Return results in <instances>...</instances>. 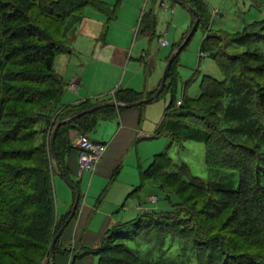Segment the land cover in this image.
Wrapping results in <instances>:
<instances>
[{
  "label": "trees",
  "instance_id": "obj_1",
  "mask_svg": "<svg viewBox=\"0 0 264 264\" xmlns=\"http://www.w3.org/2000/svg\"><path fill=\"white\" fill-rule=\"evenodd\" d=\"M172 2L188 7L192 14L188 30L172 51L199 14L196 29L203 32L199 50L214 59L222 78L203 74L199 96H184L177 106L173 97L155 133L169 135L179 146L184 141L203 142L207 168L238 170V184L206 182L192 174L186 162L176 163L166 152L155 153L140 170L139 187L148 179L158 180L156 187L164 191L176 186L174 191H166L175 196L169 201L170 208L144 210L134 219L115 223L106 229L97 247L73 253L70 264L88 254L98 257L97 264H182L170 256L155 259L156 251L149 246L145 253L140 249L139 239L153 229L161 234V250L166 243L183 246L189 259L198 264H264V54L253 44L264 37V21L233 33L220 32L211 28L205 1ZM88 6L102 12L107 21L115 17V6L99 0H0V264L8 260L42 264L52 238L68 216L58 217L55 205L53 175L58 168L49 140L58 121L100 102H134L155 92L119 87L106 99L61 105L66 82L55 71L54 60L59 54L72 53L76 30L72 27L58 34L57 23L52 22L72 16L78 24ZM40 13L45 17L42 21L37 17ZM139 23L142 34L154 36V13H143ZM230 44L245 49L230 51ZM177 54L171 58L164 88L156 99L165 92L174 95ZM121 109L103 105L58 126L53 148L66 178L65 155L72 146V133L89 135L100 117L112 118ZM165 196L169 199V194ZM192 197L200 207L186 202ZM225 210L229 213L222 231L216 230L210 218ZM27 249L34 253L28 254ZM69 251L60 248L59 236L53 252Z\"/></svg>",
  "mask_w": 264,
  "mask_h": 264
},
{
  "label": "rangeland",
  "instance_id": "obj_2",
  "mask_svg": "<svg viewBox=\"0 0 264 264\" xmlns=\"http://www.w3.org/2000/svg\"><path fill=\"white\" fill-rule=\"evenodd\" d=\"M99 1L115 6L116 16L114 19L107 21L106 16L95 8L88 6L85 9V24L80 27L79 32L77 33L78 38L76 37L75 40L71 39L73 42L70 44L72 51L78 57L71 56L64 80L67 81L72 73L77 72L80 75H84L85 88L88 87L87 89L92 91L103 89L116 80L121 82V86L129 85L133 87H142L143 84H141V82L143 83L145 80L144 78L150 77L154 80V83L157 82L162 76L170 54L176 49L175 48L172 51L173 47L189 28L192 18L189 8L180 3L172 2V0L167 1L168 7L166 8L160 6L159 0ZM203 1L206 2L210 9V23L212 30L233 33L242 30L247 24L264 21V2L255 3L253 0ZM149 9H151L152 13L156 16L155 32L152 37L140 34L136 31L141 11L143 10L142 13H144ZM32 12L34 14L36 13L34 10ZM37 17L38 19H41V21L45 18L41 13L38 14ZM58 21L52 22V24L57 23V28L55 29H57L58 34H62L64 31L72 29V27L73 31L74 29L77 30L80 24L76 23V25L74 22L75 18L72 16L66 17L63 21ZM100 33L105 36L106 42L109 43L108 47L115 44L125 48L127 59L123 64L119 66L111 65V62L108 61L109 58L112 57V55L109 56V51H103L102 53L104 55L103 57H107L108 60H106V58L101 59L100 57L93 56V53H91V50L93 49V40L94 38L100 39L102 35H100ZM159 38L163 40L165 39L167 43L161 45ZM202 38V29H195L186 46L178 52L176 66L178 78L174 95L170 94V92H165L158 99H153L154 101L147 103V105L145 104L148 106L146 108L147 111H149L147 119L146 114H144L143 118L146 126H151L152 129H154L155 124L161 119L165 107L170 103L173 97L181 101L184 96L192 98L199 96L201 92L200 82L203 74H209L218 79L222 78V73L214 59L205 54L200 56L199 45ZM253 44L254 48H257L264 54V37L256 40ZM110 48L113 49V47ZM228 49L230 51H242L245 48L243 46H234L230 44L228 45ZM141 53H143V57L145 58H143L144 62L138 59L141 56ZM62 58H65L64 54H59L54 60V68L57 71H60L62 67L64 60ZM159 84L160 81L153 90L156 91ZM175 105L177 106V103H174V106ZM108 119L113 120V117L107 119L100 117L95 129L89 133V136L91 138H96L104 124L113 122L111 120L107 121ZM39 126L41 127V125H38L37 128H39ZM54 129L55 126L53 130ZM53 130L50 132V139ZM154 131L155 130L152 131L150 138H140L139 140L134 139V143L127 149L128 153L122 157V165L117 173L116 181L112 184L110 183L111 185H107V189L98 206H95L94 202L98 197L97 194L102 191V188L106 183L103 182L98 190H94L95 188L93 185L89 187L86 175H82L80 187L83 198L81 201H85L91 206L88 210V216L86 217V225L93 231H96L95 229L102 225L106 213L111 216V219L123 222L134 219L139 214L141 209L137 208L138 204L144 206L145 210H167L170 208L169 201H174L175 196L173 193H168L166 191H174L176 186L165 187L166 191H164L156 187L155 184H158V180L154 183L152 180L148 179L139 187L140 170L148 166L155 153L166 152L174 162H186L191 173L198 175L206 182L223 181L230 185L232 183L235 187L237 186L238 170L232 168H219L218 170L216 168L215 171H210L207 168L205 163V145L203 142L190 140L184 141L183 146H179L171 140L169 135H156ZM79 133H81V131H76L75 136ZM47 134L49 135V132ZM48 135H44V137L46 138ZM39 136L41 135L39 134ZM231 159H233L231 161H234V158ZM138 164L141 167L140 169L138 168ZM57 171L59 172L58 169ZM76 174L79 176L77 169ZM62 181L63 179L60 176L53 177V183L55 189H57V200L55 201V205L58 201L59 206L66 196H64L65 193H62L61 191V186L63 184L61 183ZM262 182L264 183V173L262 176ZM132 191L135 192L127 197V194ZM166 194H169V199L166 198ZM187 194L188 192H186V195ZM150 195H155L157 198L153 202L149 201ZM182 195L185 194L182 193ZM75 197L76 195H74V200ZM78 202L75 210L79 206ZM186 202L189 205L194 204L195 207H200L201 205L195 197H192V199L188 198ZM72 206L67 211L68 216ZM229 210L220 212L210 218V222L212 226L215 225L216 230L220 229V231H222V226L225 224ZM75 212L74 215L76 214ZM142 236L144 237L139 239L141 242L140 249H142L144 253L147 251L148 246L151 248L150 250L155 249V254H152L155 259H159L161 255H164L166 258L170 256L171 258H174L176 262L179 261L182 264H198L189 259L183 246L177 247L178 245H170L165 241L166 244H164V250H161L160 243L158 244L161 234L157 233L156 229H153V232L146 233ZM166 238L167 240H170L168 237ZM144 243H146V245ZM25 252L28 254L34 253L29 249ZM69 253H72V250H70ZM49 256L50 250L49 255L46 256L43 261L44 264L45 262H48L47 257L49 258ZM91 257H93V264H97L98 257L94 255H91ZM67 262L69 264L71 263V260H67ZM4 263L12 264L9 260ZM77 263L78 260L75 261V264Z\"/></svg>",
  "mask_w": 264,
  "mask_h": 264
},
{
  "label": "crops",
  "instance_id": "obj_3",
  "mask_svg": "<svg viewBox=\"0 0 264 264\" xmlns=\"http://www.w3.org/2000/svg\"><path fill=\"white\" fill-rule=\"evenodd\" d=\"M167 1L168 0H159L160 6H162L163 8L168 7ZM142 11L140 13L139 21H138L137 29H136V31L140 34L142 33L140 32L139 22L143 14ZM147 12L152 13L151 9H149L148 11L144 13H147ZM114 18L115 17H113L112 19ZM84 21H85V16L80 22L78 29L76 30L75 35L72 38V40L76 39L77 33L79 32L80 27L83 24H85ZM101 34L102 33H100V35ZM143 35H147V34H143ZM108 45L109 43L106 42L105 36L102 34L100 39L94 38L93 46H92L93 49L91 50V53H93V56L100 57L101 59L106 58V60H108L107 57H103L104 55L102 53L103 51L104 52L109 51L108 52L109 56L112 55V57L109 58L108 60L109 62H111L110 63L111 65L119 66L123 64L124 61L127 59L125 48L119 45H115V44L113 46L110 45L109 47ZM110 47H113V49H111ZM199 53H200V50H199ZM72 55L73 57H78L75 55L73 51L70 54H64L65 58H62L64 60H63V64H62L60 71H57L54 68L55 71L63 78V80H64V76L66 75L68 63L70 62ZM143 58H144L143 53H141V56L138 59L144 62L145 58L144 59ZM77 64H78V61H77ZM144 79L145 80L143 81V83L141 82V84H143L142 87H133L129 85L121 86L120 85L121 82L116 80L110 83L109 86L103 89H99L98 91H92V90L87 89L88 87L85 88L84 75H80L79 73L75 72V73H72V75L67 81L64 80L66 82V86H65L64 92L61 97V105L75 104L79 101H83L86 99H99V100L106 99L113 93L115 89L119 87L131 88V89H134L136 91L146 94L147 92L154 89V87L158 84L161 78L158 79V81L155 83H154V80L151 79L150 77L144 78ZM71 81H75L76 83L75 89L69 88V83ZM149 102L142 103L140 105H136L132 107H120L122 109L117 111V114L113 117V120L112 119L107 120V121L111 120L113 122L104 124V126H102L99 132V135L96 138H92L93 140L100 141L106 144V149L102 157L100 158V160L96 163L93 171L85 172L77 176L76 169H77V163H78V150L76 149V147L72 145L69 151L66 153L65 163L67 166V178L73 184H77L80 198L78 202L79 206L75 210L76 212L74 211L76 214L74 215L73 213L74 216L71 217L69 221L64 225V228L61 231V234L59 236H60V248L61 249L68 248L72 250V253H68V254L65 252L54 253L52 255V259L50 258L48 262H45V264H68L67 260H71L72 262L73 253H81L89 247L90 248L97 247L106 229H108L115 223L120 222V221H115L114 219H111V216L108 213H106V217H104V220L102 221V225L100 227H97L95 229L96 231H93L91 228H89L86 225L87 223L86 217L88 216V210L90 209L91 206L88 205L85 201L84 202L81 201V199L83 198V194L81 193L82 191L80 187V180H81L82 175L85 174L88 180L89 187L93 185L95 188L94 190H98V188L101 187V184L103 182L106 183L105 186L102 188V191L99 194H97L98 197L96 198L94 202V205L98 206V204L101 202L104 192L107 189V185L108 184L111 185L112 183L116 181L117 173L119 172L121 165H122V161H121L122 157L128 153L127 149L134 143V139L139 140L140 138H150L152 135V131L157 129L159 123L163 119L164 112H163L161 119L155 124L154 129H152L151 126L145 125V121H143V118H144V114H146V119H147L149 111H147L146 108L148 106L146 105ZM74 136H75V132L72 133V137H71L72 140ZM138 168L139 169L141 168L139 164H138ZM54 176H57V177L60 176L63 179V177L61 176L59 172H56L53 175V177ZM61 183H63L61 186V191L62 193H65L64 196L65 195L66 196H65L64 201L61 202L60 206H59V202L58 201L56 202V213L58 217L68 214L67 211L72 206L73 201H74L73 192H75L64 181V179ZM54 189H55V185H54ZM56 192H57V189H55V194H56L55 197L57 200ZM137 208L141 209L140 212L145 210L144 206L140 204H138ZM91 255L93 254H88V255H84L83 257H78L77 259H75V261L78 260L77 264H93V260H92L93 257H91Z\"/></svg>",
  "mask_w": 264,
  "mask_h": 264
},
{
  "label": "water",
  "instance_id": "obj_4",
  "mask_svg": "<svg viewBox=\"0 0 264 264\" xmlns=\"http://www.w3.org/2000/svg\"><path fill=\"white\" fill-rule=\"evenodd\" d=\"M174 1V0H173ZM197 14V13H196ZM199 14H197V18L196 20L194 21L193 25L191 26L188 34L186 35V37L184 38V40L178 45V47L170 54L168 60H167V63H166V66L163 70V73H162V76H161V80H160V84H159V87L157 88V90L149 97H145V98H141L139 100H136L134 102H128V103H120V102H115V101H105V102H101V103H98V104H95L85 110H82L76 114H74L73 116L71 117H68L64 120H60L58 121V123L56 124L55 126V129L53 130V133H52V136H51V139H50V147H51V152H52V158L59 170V173L61 174V176L63 177L64 181L76 192V197H75V200H74V203H73V206H72V209L70 211V214L68 216V218L65 220L64 224L61 226L60 230L55 234V236L53 237L52 241H51V249H50V258L52 259V255H53V246H54V243L56 241V239L59 237V235L61 234V231L63 230L64 228V225L69 221V219L73 216V213H74V210H75V207H76V204L79 200V190L78 188L72 183L70 182L64 175V172L63 170L60 168V166L58 165V163L56 162V158H55V153H54V148H53V138H54V135L56 133V130L58 128V126L62 123H65V122H69L85 113H88L90 111H93L95 109H97L98 107H101L103 105H109V104H112L116 107H132V106H136V105H140L142 103H146V102H149V101H152L153 99H155L160 91L162 90L163 86H164V82H165V78H166V73H167V70L169 68V65L171 63V58L172 56L175 54V53H178L186 44L187 42L189 41V39L191 38L194 30L196 29V26H197V22L199 20Z\"/></svg>",
  "mask_w": 264,
  "mask_h": 264
},
{
  "label": "built area",
  "instance_id": "obj_5",
  "mask_svg": "<svg viewBox=\"0 0 264 264\" xmlns=\"http://www.w3.org/2000/svg\"><path fill=\"white\" fill-rule=\"evenodd\" d=\"M160 44H166L167 41L159 38ZM204 53L200 51V56ZM70 89L76 88L75 81L69 83ZM177 105L181 103L180 100L176 101ZM72 145L78 150V163H77V173L81 175L84 172L93 171L96 163L102 157L106 144L100 141L93 140L88 134L79 133L72 140ZM156 196H150L149 200L154 201Z\"/></svg>",
  "mask_w": 264,
  "mask_h": 264
}]
</instances>
